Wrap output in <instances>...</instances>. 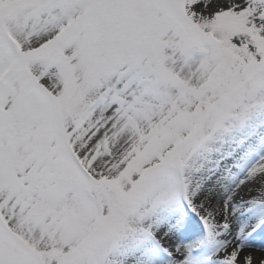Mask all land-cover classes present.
<instances>
[{"label":"snow or ice","instance_id":"6c2138e0","mask_svg":"<svg viewBox=\"0 0 264 264\" xmlns=\"http://www.w3.org/2000/svg\"><path fill=\"white\" fill-rule=\"evenodd\" d=\"M0 264H264V0H0Z\"/></svg>","mask_w":264,"mask_h":264}]
</instances>
